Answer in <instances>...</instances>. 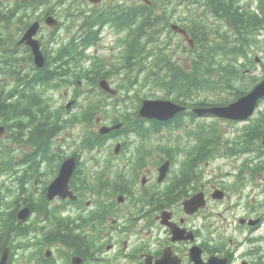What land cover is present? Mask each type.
Here are the masks:
<instances>
[{"label": "trees", "instance_id": "1", "mask_svg": "<svg viewBox=\"0 0 264 264\" xmlns=\"http://www.w3.org/2000/svg\"><path fill=\"white\" fill-rule=\"evenodd\" d=\"M45 0H39V2H36L35 4L32 2V0H19L18 2V6H20L23 8H26L28 6L31 5H37V4H41L42 2ZM49 1V0H48ZM210 7L212 9V12L214 14H221L224 15L225 17L230 18L233 23L235 24L234 26L240 30L245 29V25L242 24L243 22V18L245 16H243L242 14H240L234 7V0H210ZM18 6H14L18 7ZM12 8V9H13ZM233 8V9H232ZM12 9L8 10V8L6 9H2V12H0V19H2L1 17L5 16L6 14H8V12H12ZM264 13V12H263ZM248 18H250L252 21L255 20V16H253L252 14H246ZM254 19V20H253ZM261 20H263L262 18H260ZM255 22V21H254ZM242 31V30H241ZM239 31V32H241ZM97 31H92L91 32V38L92 40H96L97 39ZM243 33H239V38H241V40H244L242 38ZM138 43H136L135 45H137ZM201 46V51L204 52L208 57H212L214 58L216 55L215 52V46L211 45L210 43H207L206 40L205 41H201L200 43ZM244 43H237V47L231 49L232 53H235L237 58H239L240 56H245L246 52H245V47L243 46ZM4 45V43H0V46ZM134 45V46H135ZM133 46V48H134ZM133 52H129L130 56L128 57V63L127 66H130L131 63H133V60L137 58V56H134L132 54ZM70 54V53H69ZM68 61V60H67ZM50 69V68H49ZM46 69L45 73L43 75H41V77L44 80H48L51 78H54L55 75H57V71L56 70H49ZM173 69V64H170V67H168V70L171 71ZM77 71V72H75ZM178 71L184 75L182 77H175L174 80V85L171 83V86L174 88V95L176 97V99L182 102H186V101H190L192 99V94L198 92L199 90H207L213 87L212 83L213 80L210 77H198V78H194L192 76L189 75H185L184 72L181 69H178ZM226 73L224 74V79L226 81L227 86L232 87L235 83V76H237V70L235 69V65L232 63L230 64L229 68H225ZM72 72H75L73 76H77L80 75L78 72L82 73L81 70L76 69L73 70ZM83 74V73H82ZM99 74V73H98ZM109 73L105 71V69L101 72V75L99 77H105L106 75H108ZM198 74V72H197ZM98 77H96L97 80ZM24 95H26L24 93ZM23 93L20 94V96H24ZM10 104L9 107L6 108V105ZM28 110L25 108L24 105H22V102L17 100L15 102H7L6 99L2 101V105H1V114L4 116V118H6L7 116H16V117H20V121H22V116L24 113H26ZM18 126H22L21 124H19ZM19 134V138L21 139L22 137V133L21 132H17ZM264 133V120L263 121H259L254 127H252L251 129H249L246 133H245V142L246 144H248L250 146V148L248 149H243L244 151H251L254 150L256 152H262V150L258 147V141L261 138V136ZM42 139V138H41ZM38 145H40L42 148L47 149V147L49 146V140L47 138H45L43 141H38L37 142ZM207 145V143H206ZM263 166H260L258 169H262ZM8 224L7 223V227L2 230L0 229V232L2 231H7L8 229ZM10 226L13 227L14 230H22L23 227L21 225H17V223H15L12 220V224H9ZM2 239H4V237L0 236V247H2L3 242ZM73 241H76L74 238L72 239ZM69 241V240H68Z\"/></svg>", "mask_w": 264, "mask_h": 264}, {"label": "flooded vegetation", "instance_id": "2", "mask_svg": "<svg viewBox=\"0 0 264 264\" xmlns=\"http://www.w3.org/2000/svg\"><path fill=\"white\" fill-rule=\"evenodd\" d=\"M147 162H145V169H147ZM152 180L150 179L148 184L150 185L149 189V196L148 190H144L141 192L142 195L148 196L149 198L143 201L144 210L142 217L145 218L149 223V231L146 236H149V240L143 242L140 246V239L143 240L141 236H137L136 240L131 243L132 251L129 254H124L122 257L119 258H109L105 257V263L108 264H142L145 261V257L147 255L151 256L152 261L156 262L163 254V249L170 245L172 249L182 258L183 264H189V259L187 257V252L191 247L190 242L188 241H181V242H173L172 236L169 230L165 227H160L161 225L158 222V196L159 191L156 189V186L151 184ZM173 185L171 183V192H173ZM175 196L170 195L168 198V202L165 203L167 209L171 212V220L178 225L186 228H193L195 233L200 236V223H194L191 225L190 218L185 216L183 212L179 211V209H175V207L180 206L179 202L173 201ZM168 230V231H167ZM68 238L70 239L69 243L78 249V252L82 254L85 259V262L89 259H94L99 262H104V258L102 257H95L93 254V248L87 239H78L81 238V235L75 232L65 233ZM76 241H73L72 239ZM202 240V238H201ZM203 243L204 240H202ZM215 247L214 251L218 254L228 253L226 248L228 246L224 245L222 242H212ZM124 252L128 245V241L124 243ZM109 245H115V243L110 242L107 244V248Z\"/></svg>", "mask_w": 264, "mask_h": 264}, {"label": "bare ground", "instance_id": "3", "mask_svg": "<svg viewBox=\"0 0 264 264\" xmlns=\"http://www.w3.org/2000/svg\"><path fill=\"white\" fill-rule=\"evenodd\" d=\"M64 0H57L56 5L62 4ZM19 0H9L8 3H6L3 7V9L8 8V10L12 9L14 6H18ZM45 2H48V0L43 1L42 5H31L26 8L21 7H15L12 9V12H8V14H12L16 9L19 10H26V9H33L34 11L38 9H44L46 5ZM22 3V0H21ZM4 57H2V60ZM8 62H10L8 60ZM45 71H37L38 75H43ZM10 71L8 67L2 66L0 69V97H3L4 99H8L10 101H15L16 97L11 96L9 94V90L11 89V78H10ZM16 75L20 78L19 85H24V81H27V79L20 73L16 72ZM10 104L6 105V108L9 107ZM28 111L22 116V121H20V117H16L14 115L7 116L6 118L10 119L14 126V131L21 132L22 137L21 139H26V137H30L35 143L38 141H43L45 138L49 140V146L50 148H54L57 144L58 137L62 134V132L66 131L65 125L60 121H49L48 118L44 114H40L34 110V108H28ZM21 124L22 126H18ZM42 138V139H41ZM42 165L46 168L48 163L47 161L41 162ZM42 170V166H38L35 170V174H38Z\"/></svg>", "mask_w": 264, "mask_h": 264}, {"label": "rangeland", "instance_id": "4", "mask_svg": "<svg viewBox=\"0 0 264 264\" xmlns=\"http://www.w3.org/2000/svg\"><path fill=\"white\" fill-rule=\"evenodd\" d=\"M248 1V0H245ZM256 1V0H254ZM60 39L66 38L67 34L65 33V31L62 29L60 30L59 34L57 35ZM112 37H107L104 40V44L103 46L96 50V49H92L90 50L91 53H98V54H102V55H108V54H116L119 49H110V46L113 44L111 43L113 40ZM260 39L264 41V33L261 34ZM108 42V43H107ZM264 43H261V46H263ZM264 52L261 50H257L256 52L252 53L253 57H261L263 56ZM257 76H261L263 74V71L261 70V67L257 68L255 71ZM59 91H53L51 93V96L57 98L59 101L62 98L60 95ZM261 110H264V102L262 103ZM224 129L227 130L228 132H232L235 130L234 127L230 126L228 123H223ZM68 130L62 132V134L58 137L57 143L60 139H66L70 136L69 133H67ZM176 134L179 133L178 130L175 131ZM72 149H75V147H73ZM65 150H69V148H66ZM88 158V157H87ZM237 169H236V165H234L232 162L225 160V159H218L216 161H214L211 165H207L206 167V178L207 179H211L213 181H218L219 183L222 182L223 180H226L227 178H224L226 174L231 173V176H234L237 174ZM214 173H217L216 175ZM259 185L258 186H252L249 187L248 191L250 192V198L253 201H259L262 202L264 201V194L261 193L262 192V188L264 186V180H258ZM232 197H229L228 200H237L239 199V196L232 194Z\"/></svg>", "mask_w": 264, "mask_h": 264}, {"label": "water", "instance_id": "5", "mask_svg": "<svg viewBox=\"0 0 264 264\" xmlns=\"http://www.w3.org/2000/svg\"><path fill=\"white\" fill-rule=\"evenodd\" d=\"M36 28H31L27 35L25 36V39L29 42V44L32 45V47L35 49L36 52H38V55L40 57L39 53V44L36 41L31 40V36L35 33ZM102 85L105 89L113 91L109 85L104 81L102 82ZM264 97V82L260 84L250 95L247 97L241 99L237 103L231 105L227 108H215V109H201L200 112H206V111H213L217 114L225 113L224 115L229 116L232 119H242L245 117H248L254 110L257 101ZM181 107L177 106L176 104H173L168 101H152V102H146L144 111L147 114H156L159 118H169L173 114H175L177 111H180ZM144 113V114H146ZM71 170H67V174H70ZM162 173H165V168L162 169ZM62 183V181H61ZM199 202H201L199 200ZM203 204V203H202Z\"/></svg>", "mask_w": 264, "mask_h": 264}]
</instances>
